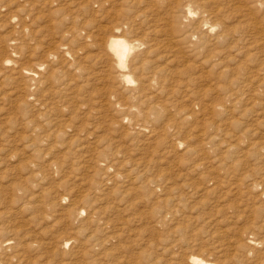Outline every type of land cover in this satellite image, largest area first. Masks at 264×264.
I'll return each mask as SVG.
<instances>
[{"label":"rangeland","instance_id":"1","mask_svg":"<svg viewBox=\"0 0 264 264\" xmlns=\"http://www.w3.org/2000/svg\"><path fill=\"white\" fill-rule=\"evenodd\" d=\"M257 33L264 0H0V264H264Z\"/></svg>","mask_w":264,"mask_h":264},{"label":"bare ground","instance_id":"2","mask_svg":"<svg viewBox=\"0 0 264 264\" xmlns=\"http://www.w3.org/2000/svg\"><path fill=\"white\" fill-rule=\"evenodd\" d=\"M187 11L189 15L193 14L190 8H188ZM208 27L210 30L214 29L213 25H209ZM123 34V31L119 27L115 28L109 40L107 41V44L109 51L114 55L116 59V66L120 72L121 77H123L127 82H133L130 73H128L130 68L128 57L137 43L130 41ZM256 36L258 37V41L260 42L259 44H262V46L264 47V34L257 33ZM206 74H209L208 70ZM190 262L192 264H207L203 260H201V258L196 256L191 257Z\"/></svg>","mask_w":264,"mask_h":264}]
</instances>
